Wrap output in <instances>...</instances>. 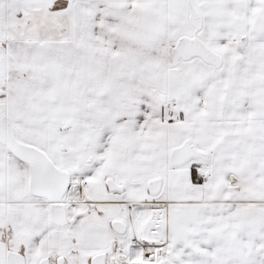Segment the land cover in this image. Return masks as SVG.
Listing matches in <instances>:
<instances>
[{
    "label": "snow or ice",
    "instance_id": "obj_1",
    "mask_svg": "<svg viewBox=\"0 0 264 264\" xmlns=\"http://www.w3.org/2000/svg\"><path fill=\"white\" fill-rule=\"evenodd\" d=\"M0 264H264V0H0Z\"/></svg>",
    "mask_w": 264,
    "mask_h": 264
}]
</instances>
